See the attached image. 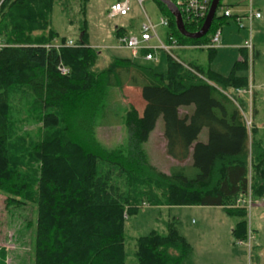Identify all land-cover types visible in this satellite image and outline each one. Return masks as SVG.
Listing matches in <instances>:
<instances>
[{"label":"trees","instance_id":"trees-1","mask_svg":"<svg viewBox=\"0 0 264 264\" xmlns=\"http://www.w3.org/2000/svg\"><path fill=\"white\" fill-rule=\"evenodd\" d=\"M89 1L0 0V191L8 208L27 203L36 208L34 264H194L176 219L157 220L162 231L136 237L134 262L127 263L125 222L141 207H222L238 218L235 239L247 242L248 212L234 204L248 190L253 200L263 198L264 145L245 124L242 96L233 101L226 95L248 86L245 47L226 75L182 60L174 50L176 58L163 51L162 72L134 58L108 54L105 60L87 43L85 18L74 40L52 27L54 3L67 15L69 4L77 3L83 16ZM156 1L168 19V33L180 44H205L234 18L215 13L205 35L189 38L178 31L167 6ZM203 21L183 17L189 32ZM113 32L118 37L126 30L117 25ZM68 40L74 44L66 46ZM192 48L177 49L186 56ZM203 49L210 57L217 50L197 47ZM146 52L138 54L144 59ZM62 66L69 71L62 73ZM127 86L140 90L143 107L125 110L126 141L110 147L97 137V116L109 88ZM19 98L32 99L34 109ZM15 99L27 110L26 121L39 123L38 140L16 132ZM191 105V114L180 113ZM158 119L165 153L178 162L167 173L149 162L143 148ZM203 128L205 142L199 140Z\"/></svg>","mask_w":264,"mask_h":264},{"label":"rangeland","instance_id":"rangeland-1","mask_svg":"<svg viewBox=\"0 0 264 264\" xmlns=\"http://www.w3.org/2000/svg\"><path fill=\"white\" fill-rule=\"evenodd\" d=\"M111 2L112 0H90L83 16L79 12L77 3L69 4L70 10L68 13L70 14L68 15L63 14L59 3H54L51 13L52 27L61 35L66 36V39L74 40L79 38L82 19L85 18L88 34L87 43L100 49L105 60L107 59L106 55L110 53L121 54V52H124V50L116 48L117 41L113 28L117 25L124 27L127 33L138 34L140 24L148 16L155 25L160 39L166 41L168 28L160 25V18L165 15L160 10L156 0H144L141 4L133 0L128 15L116 17H110L108 13V6ZM219 3L215 12L216 15H220L227 6L232 15L238 14L242 17L241 28H239L234 18H229L220 27L222 32L221 45L217 49L214 61H212V67L226 75L230 73L234 60L239 57V49L232 48L233 45L231 44L233 42L237 44L241 37L242 40L248 37L249 29L253 31V37L259 38L264 45V28L258 26L255 20L250 21L248 17L250 7L264 11V0H220ZM237 34L240 35L235 39ZM174 51L180 59L185 61H191L195 59V55H200L205 64L209 62L207 51L204 49H190L186 56L179 49H174ZM137 54L134 59L144 65L150 66L159 72L166 70L167 56L163 51L158 54L157 62L144 60ZM102 63L104 64L103 61ZM252 73L255 76L262 75L264 77V60L255 58L253 62H249L245 74L251 76ZM136 89L133 87H123L120 90L114 87L109 88L104 108L97 116V124L99 125L97 136L106 142L107 146L112 147L126 141L127 129L123 125L125 110L130 105L136 106L139 111L142 110L143 101ZM242 97L247 99L244 101L247 108L243 111L246 116H249L250 109L253 113V107L258 108V116L254 121L257 124L256 132L254 133V130L252 132L254 138L264 145V86L257 88L256 93L252 94L251 103L248 94ZM19 100L24 101L23 104L26 102L29 106L32 99L19 98ZM19 100L15 99L13 108L18 112L16 132L22 134L27 140H38L41 134L39 123L36 120L26 121L29 114H27V110L22 109L23 104ZM30 108H32L31 110L34 109L32 101ZM29 119L36 118L29 117ZM106 124L114 126L105 129L106 133L109 134L108 136L104 134V129L100 128V125ZM109 130L113 131L114 134L110 135ZM251 133L249 136L252 140ZM154 137L157 139V134H154ZM158 140L161 142L160 138ZM157 148L161 149L158 145ZM164 166L163 168L168 170V167ZM262 199L254 200L255 203L251 208V212L245 218L247 229H251L253 232L250 246L246 242L240 243L239 240L235 239L232 230L238 218L230 216L222 208L182 206L160 209L141 207L136 215L129 217L125 222L126 251L129 255L127 263L134 262L132 252L135 250L136 237L146 236L152 230L160 229L162 231L164 227L157 224V220L178 219V229L193 248L194 257L192 258L197 264H264V200ZM35 219L36 208L33 204L27 203L23 207L8 208L5 205V194L0 191V264H34Z\"/></svg>","mask_w":264,"mask_h":264},{"label":"built area","instance_id":"built-area-1","mask_svg":"<svg viewBox=\"0 0 264 264\" xmlns=\"http://www.w3.org/2000/svg\"><path fill=\"white\" fill-rule=\"evenodd\" d=\"M133 0H112V2L108 6V13L110 17L116 16H126L130 12L131 2ZM137 3L141 4L144 0H136ZM212 0H175L173 3L181 13V17H185L188 21L197 22L200 19H205L210 4ZM220 15H224L226 17L233 16L236 20L239 28H241V15L233 14L230 12L228 7L226 6L223 12ZM261 13L258 10L250 7V11L248 17L250 21L254 18H259ZM160 25L168 27V19L163 16L160 18ZM167 41H163L160 39L159 35L156 32L155 25L150 21L149 17L146 16V20L142 21L140 24V29L138 34L125 33L116 37V47L128 49L135 56L140 50H147V52L143 55L146 60H154L157 61L156 53L161 50L175 57L173 52L174 49L181 47H191L188 44H180L177 39L167 33L166 35ZM221 28H217L215 32L211 35L209 41L205 44L196 45L195 47H207V48H217L221 45ZM66 46L73 45L72 40H68L64 43ZM3 47V43L0 42V48ZM243 47L251 50L253 47L251 40V29H249V37L243 42ZM176 58V57H175ZM62 73H67L69 69L66 66L61 67ZM253 86L251 84L246 88L237 87L232 91L226 92V95L231 98L233 101H236L235 96H242L248 94L249 96L252 94ZM240 108V107H239ZM245 124L248 129L252 128V119L251 113L249 112V116H246L245 113L241 110ZM255 201L252 199L251 191L248 190L247 194L242 196H238L235 201V208H240L246 210L248 213L251 211L252 206ZM248 238L246 244L249 245L251 240L253 239L252 232H248ZM240 243H242L240 241ZM250 246V245H249Z\"/></svg>","mask_w":264,"mask_h":264},{"label":"crops","instance_id":"crops-1","mask_svg":"<svg viewBox=\"0 0 264 264\" xmlns=\"http://www.w3.org/2000/svg\"><path fill=\"white\" fill-rule=\"evenodd\" d=\"M255 10H258L260 13H261V16L259 18H254L253 20H255L257 22V25L258 26H261L262 28H264V11L260 10L259 8H255ZM252 20V21H253ZM168 28V27H167ZM260 31V30H259ZM257 31V32H259ZM169 32V29L167 30L166 32V35L167 33ZM127 33V32H126ZM221 35H222V32H221ZM240 34H237V36H235V39H237L239 37ZM249 37V36H248ZM248 37H246L245 39L242 40V37L240 39V41L235 44L234 42L231 44L233 46H231L232 48H238V49H241V48H244L243 47V42L248 39ZM116 38V37H115ZM166 38V37H165ZM256 39V40H255ZM251 40H252V44H253V47L251 50L245 48L246 52H247V59H248V67H249V62H253V60L255 58H259L260 60H264L262 58H264V45L263 43L260 42V39L257 38V37H253V31L251 30ZM255 41L257 42L255 44ZM196 45H191V47H193L192 49H197V47H195ZM220 47V46H219ZM217 47V49L219 48ZM117 48V47H116ZM117 49H121V50H124V52H121V54H115V53H110V54H113V55H117V56H122V57H129V58H135L134 55L132 54V52L128 49H123V48H117ZM126 51V52H125ZM242 51L243 50H239V57L235 60H240L242 59ZM216 52L217 50L214 52V54L212 55V57L208 56V60L209 62L208 63H204L203 62V59L201 58L200 55H195V62H197L198 64H201L203 66H207V67H210L212 70L214 71H217L216 68H213L212 67V61H214V57L216 55ZM253 52L256 53L255 57L252 56ZM208 55V54H207ZM136 56V55H135ZM253 57V58H252ZM234 60V61H235ZM234 63V62H233ZM219 72V71H217ZM248 85L251 84L253 86V90H252V94L256 93V89L257 88H262L264 86V77L262 75L260 76H255L254 73L251 74V76L249 75L248 76ZM132 86H127V88H131ZM248 87V86H247ZM134 88V87H133ZM136 89V88H135ZM139 93H140V90L139 89H136ZM252 94L249 96V101L250 103L252 102ZM243 96V95H242ZM244 99V101H246L247 99H245L244 97H242ZM254 108V114L252 113L251 109L249 110V112L252 114V130H254V133L256 132V126L257 124L254 122L255 121V118L258 116V108L257 107H253ZM257 108V109H255ZM193 111V106H188V107H184V108H181L180 109V113H188V114H191ZM161 122V123H160ZM101 129H104V134L106 136H108L109 134L106 133V128L108 127H114L113 125H100ZM99 128V125L97 126L96 128V134H97V130ZM157 130V131H155ZM109 132H111L109 130ZM114 132L112 131L110 135H113ZM154 134H157V139L154 137ZM98 137V136H97ZM154 139V141H152V139ZM161 139V142L158 140V139ZM98 139L103 142L104 144H106V142H104L101 138L98 137ZM158 140V141H157ZM199 140L201 141H206L207 140V129L206 128H203L201 130V132L199 133ZM157 145L161 147V149L157 148ZM143 148L145 150V153H146V156H147V159L149 160V162L153 165H155L158 169H160L161 171L163 172H168L169 168L174 165V164H178V162L176 160H174L173 158H171L170 156H168L166 153H165V139L163 137V122L161 119H158L157 122H156V125H155V128L151 131L148 139L145 141V144L143 143ZM157 154H160L162 155L161 157ZM187 163L189 162L188 160L186 161ZM182 164V163H181ZM163 165H165L164 167H168V170L164 169L163 168ZM264 200V198L262 199ZM195 207V206H194ZM198 207H202V206H198ZM218 208H222V207H218ZM169 209V208H168ZM223 209V208H222ZM224 210V209H223ZM251 212V211H250ZM247 213V214H250ZM178 220V219H177ZM179 221V220H178ZM251 230V229H250ZM183 235V234H182ZM184 236V235H183ZM185 237V236H184ZM186 238V237H185ZM187 240V239H186ZM189 243V242H188ZM193 249V248H192ZM194 254L192 253V257ZM192 261L194 264H197V262H195L194 258H192Z\"/></svg>","mask_w":264,"mask_h":264},{"label":"water","instance_id":"water-1","mask_svg":"<svg viewBox=\"0 0 264 264\" xmlns=\"http://www.w3.org/2000/svg\"><path fill=\"white\" fill-rule=\"evenodd\" d=\"M160 1L163 2L167 6L169 11L174 16L176 28L178 29V31L182 35L189 37V38H200L208 32L220 0H212L211 1L208 13H207L201 27L199 28V30H197L195 32H189L185 29L184 22H183V19L181 17V13L178 10V8L173 4V2L171 0H160Z\"/></svg>","mask_w":264,"mask_h":264}]
</instances>
